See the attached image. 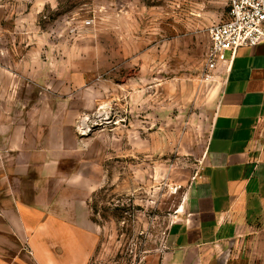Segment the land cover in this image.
Listing matches in <instances>:
<instances>
[{"label":"rangeland","instance_id":"1","mask_svg":"<svg viewBox=\"0 0 264 264\" xmlns=\"http://www.w3.org/2000/svg\"><path fill=\"white\" fill-rule=\"evenodd\" d=\"M228 6L0 0V264H156L198 179Z\"/></svg>","mask_w":264,"mask_h":264},{"label":"crops","instance_id":"2","mask_svg":"<svg viewBox=\"0 0 264 264\" xmlns=\"http://www.w3.org/2000/svg\"><path fill=\"white\" fill-rule=\"evenodd\" d=\"M221 66L189 207L170 225L156 264H249L264 233V43L228 52Z\"/></svg>","mask_w":264,"mask_h":264},{"label":"built area","instance_id":"3","mask_svg":"<svg viewBox=\"0 0 264 264\" xmlns=\"http://www.w3.org/2000/svg\"><path fill=\"white\" fill-rule=\"evenodd\" d=\"M227 19L214 23L209 29L210 48L206 69L217 70L241 47L264 43V0H228Z\"/></svg>","mask_w":264,"mask_h":264}]
</instances>
